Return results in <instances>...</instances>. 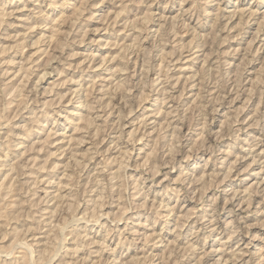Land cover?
<instances>
[{
    "label": "clouds",
    "instance_id": "clouds-1",
    "mask_svg": "<svg viewBox=\"0 0 264 264\" xmlns=\"http://www.w3.org/2000/svg\"><path fill=\"white\" fill-rule=\"evenodd\" d=\"M19 2L23 3L24 0ZM112 2L117 3V0ZM129 3L146 13H152L155 7L163 12L179 10L182 17L191 14L193 19L199 17L195 27H199L205 17L212 19L208 13L209 6L220 8L227 5L223 16L243 22L250 35L257 30L264 33V0H119L118 6L124 9ZM67 4L68 0H51L48 6L62 8ZM94 4L95 0H92L87 5L89 14L94 11ZM153 19L159 23L162 17L156 12ZM141 27L144 25L141 24ZM188 30L191 31V28ZM155 36L154 31H138L134 25H129L123 36L116 30L114 39H137L144 46L130 50L132 55L138 56L140 64L128 60L121 62V67L116 69L109 58L104 65L108 79L98 82L94 95H90L92 90L85 87L90 77L82 82L77 81L76 99L71 107L68 101L72 99V94L61 100L59 91L46 93L43 87L37 85L27 89L28 99L22 103L24 93L14 92L10 87H0V174L19 178L11 199L0 195V264H64L70 256L75 258L76 264H84L77 254V250L81 249L88 256L86 264H93L104 253L110 258L105 264H127L126 257L132 250H142L149 255V264H264V207L261 206L264 200L255 208L246 207L245 199L244 204L238 207L233 204L231 209H227L226 204L213 198V193L207 202L202 203L200 197L204 195L206 180L198 175L201 171H207L209 165H214L220 173L217 178L219 183L225 178L228 164L239 152L240 166L249 169V177L256 169L259 170L255 178L260 183L254 188H259L261 195H264V188L261 187L264 185V79L258 83H253L251 79L260 75L257 69L264 64V56L258 57L255 51L251 53L256 64L246 70L239 87L236 84L239 69L223 63L220 71L214 73L207 83L206 87H215L217 94H228L226 104L237 94L241 97V103L245 97L253 100L245 118L234 124L226 133L227 139L221 142L210 126L216 107L215 96L208 98L205 93L206 99L201 105L194 111L188 110V100L181 102L178 99L175 77H169L157 67L162 42L154 39ZM173 36L174 33H169V43H172ZM220 42L217 41V48ZM174 51L180 54L178 46H174ZM260 51L264 52V48ZM195 53L196 49L193 48L185 55ZM149 55L153 60L150 66L146 63ZM91 60L89 57V63ZM64 61V68L67 69L69 58L64 56ZM100 63L101 58L97 57L96 65ZM195 83L198 85L199 80ZM250 88L254 91L250 92ZM97 97L105 99L98 101ZM149 97L153 116L140 127L138 117H131L130 112ZM109 100H113L112 107L102 110L101 103L107 104ZM203 104L208 107H203ZM161 108L165 111L157 115ZM109 111L113 113L111 119H107ZM144 111L139 115H144ZM168 112L172 115L169 116ZM248 115L251 119L247 118ZM17 116L20 117L18 121ZM84 117H91L92 123H84ZM160 119L168 121L163 134L158 129ZM192 121L195 123H192L189 134L184 129ZM97 126L106 128L104 134L109 136L110 142L119 144V155L115 149L109 154L102 147H96L100 144V140L94 138ZM49 127H59L69 132L76 128L86 129L76 134L88 139L90 143L86 147L92 148L96 160L92 161L90 155L87 161L90 167L86 171L83 166L77 167L73 160L70 171L75 179L71 181L73 188L70 191L78 195L88 209L101 203L109 205L107 210L98 209L100 214L95 219L84 220L79 216L72 217L66 208L62 209L61 216L69 215V220L64 229H56L61 237L60 245L56 248L49 243V233L54 230V220L60 219V216L52 215V209L59 202H54L50 194L46 205L48 211L45 212L40 206L39 196L32 191L34 185L31 181L45 169L41 167L43 161L38 164L29 158L38 153L28 151L33 140L47 135ZM129 128L137 129L134 137H129ZM152 129H157L155 135H149ZM142 135L147 137V141L140 145ZM156 136H161V144L145 159ZM197 136L199 140L193 143V138ZM62 139L68 143L67 135ZM63 146L59 145L61 148ZM51 147L50 142L49 150ZM73 150L85 149L78 142H73L67 155L70 156ZM54 164L55 161L48 165L46 171L52 179L44 184L46 188L51 185L53 192L61 183H69L67 177L61 179L64 167L57 169ZM236 175L241 176L242 173L237 170ZM193 193L196 207L203 211L199 214L189 213L176 220L170 205L173 201L186 203L192 200ZM224 195L229 202L234 199L232 193ZM153 196L156 199L153 200ZM100 197L106 199L101 200ZM112 209L118 211L113 212ZM225 209L227 215L221 218V212ZM18 215L22 218H18ZM145 216L148 217L146 222ZM248 217H252L256 223H248ZM185 228L188 231H184ZM165 232L178 242L169 244ZM69 234L71 241L75 242V250L63 246ZM96 238H99V243ZM157 247L162 249L163 255L151 254L155 253Z\"/></svg>",
    "mask_w": 264,
    "mask_h": 264
},
{
    "label": "rangeland",
    "instance_id": "rangeland-1",
    "mask_svg": "<svg viewBox=\"0 0 264 264\" xmlns=\"http://www.w3.org/2000/svg\"><path fill=\"white\" fill-rule=\"evenodd\" d=\"M51 0H24L23 3H12L10 0H0V87H10L12 90L24 93L21 96V102L27 100V89L33 86L43 87L47 92L53 94L59 91L61 100L67 99L72 94V99L68 101L71 107L72 101L76 99L74 93L77 91L76 82L89 79L85 87L92 91L90 95H94L97 90L98 82L108 79L105 74V63L111 58L112 65L116 69L121 67V62L128 60L140 64L138 56L131 54L133 48H143L137 39H119L113 38L114 32L118 30L123 34L129 25H134L138 31L156 33L154 39L162 42L159 50L158 69L165 72L169 77H175L176 88L179 89L178 99L183 102L188 100L187 109L194 111L201 102L215 96L216 107L213 110V119L211 121L212 131L216 138L221 142L227 139L228 133L234 124L244 119L248 114L249 105L253 102L252 98L245 97L241 103V97L237 94L231 101H228V94L221 92L217 94L215 87H206L207 83L212 80L213 74L220 71L221 64L229 66L235 65L239 71L236 73V84L239 87L241 78L245 76L246 70L251 69L256 60L252 58L251 53L256 52L257 56H264V52L260 49L264 48V33L258 30L249 34L248 27L238 19H228L222 15L227 9V5L220 8L209 6L208 13L212 15V19L207 17L200 21V26L195 27L199 17L192 18L191 14L182 17L179 10L172 12H163L159 8H153L152 13L141 12L135 4L129 3L127 8L121 9L117 3L112 0H95L94 11L89 14L87 5L92 0H68V4L62 8L49 7ZM73 5H75L73 7ZM159 12L162 20L157 23L153 19V15ZM88 17L85 19V17ZM141 24L144 27H141ZM191 28V31L188 29ZM169 33H174L172 43H169ZM222 38V40H221ZM220 40L219 47H216L217 41ZM78 41V42H77ZM201 41L203 44L201 45ZM103 44V46H101ZM200 45V47H198ZM174 46H178L180 54L174 51ZM196 49V53L185 55V53ZM63 54V55H62ZM64 56L69 58L68 68H64ZM89 57L92 58L89 63ZM101 58L100 65H96V58ZM152 56L149 55L146 63L152 64ZM260 75L252 77L253 83H258L264 79V64L258 69ZM150 71V67H149ZM44 79H42V76ZM42 79V80H41ZM199 80V84L195 81ZM122 86V85H121ZM129 91H132L129 89ZM250 92L254 89L250 88ZM105 97H97L98 101H103ZM113 100H109L107 104L101 103V108L109 109L112 107ZM151 98L147 99L140 107L130 112L131 117H138L140 127L151 119L153 113L151 111ZM203 107H208L203 104ZM233 107L235 110L233 111ZM148 109V111H144ZM144 111V115H139ZM164 108L159 110L157 115L163 114ZM171 116L172 113L168 112ZM113 113L108 112L107 119H111ZM251 119V116H247ZM19 116L16 117L18 121ZM83 122L92 123L91 117H84ZM136 121L134 120L133 123ZM11 121L9 126H11ZM153 123H156L153 120ZM192 121L189 127L184 129L185 132L191 134ZM259 123V122H258ZM168 124L167 119H160L158 129L163 134L165 126ZM206 126H209L206 124ZM125 127H128L125 125ZM86 131V129L76 128L72 131H66L59 127H49L47 135L33 140L29 147V152L38 153L29 157L36 163H40L45 169L38 177L31 181L34 185L32 191L37 192L39 196L40 206L45 212L48 211L47 202L51 194L53 201H58L52 209L53 217L60 216L59 220H54V230L49 233V243L53 248L60 245L61 237L57 235L56 229H64V225L72 217L79 216L81 220L95 219L101 211L107 210L109 205L106 203L98 204L96 207L88 209L84 202L79 199L70 189L73 188L71 183L75 179V175L70 171L73 160L76 161L77 167L83 166L85 171L90 164L87 163L90 155L92 161L96 160V156L92 154V148L86 147L89 141L86 137L77 135L76 133ZM107 131L103 126H97L94 138L100 140V144L96 147H102L105 153H112L115 149L117 154L120 153V146L115 141L110 142ZM137 129L129 128V137H134ZM157 129H152L149 135H155ZM68 136V143L62 139ZM199 140V136L193 138V143ZM147 141L146 136H140L139 144L143 145ZM51 142V150H49ZM73 142H78L84 151L73 150L69 156L68 151L72 148ZM161 144V136H156L152 141V149L145 156V159L152 154L153 150H157ZM59 145H64L62 148ZM57 156L59 159L57 160ZM83 157V159H80ZM121 160L122 156L119 157ZM116 159V157H111ZM240 153L237 152L236 157L231 160L227 166L225 178L217 183L220 173L214 165H209L207 171H201L198 175L206 180L204 187V195L200 197L202 203L207 202L208 198L213 196L215 200L227 205V209H231L235 204L237 207L244 204L247 200L246 207L255 208L264 195H261L259 188L254 185L259 184L260 180L255 177L259 174L256 169L253 176L249 177L247 167L241 168ZM55 161L54 167L59 169L64 167L65 171L61 179L68 178L69 183H61L53 192L51 185L45 187V181H51L46 171L49 164ZM27 166L25 165V168ZM239 170L242 175H236ZM83 175V173H81ZM235 176L236 179H232ZM9 175L0 174V195H6L11 199V195L16 190L17 180ZM264 188V185H261ZM42 189V191H41ZM225 193H232L234 199L230 202ZM105 200V197H100ZM152 199H156L155 196ZM264 207V205H261ZM173 208L175 219L188 216L189 213L199 214L202 208L196 207L195 193L193 199L183 203L173 201L170 205ZM67 209L69 215L61 216V210ZM227 209L221 212V218L227 215ZM113 212L118 210L112 209ZM23 212V209L21 210ZM131 215V213H128ZM18 218H22L18 215ZM145 216L144 220L147 221ZM248 223L253 224L256 221L252 217H248ZM184 231H188L187 228ZM80 235H91V233H81ZM169 244H176L178 241L169 233L165 232ZM99 243V238H96ZM63 246L70 250H75V242L69 238L64 239ZM151 253V250H150ZM77 254L81 261L86 264L88 256L84 250H77ZM153 255H163L161 248L157 247ZM149 255L142 250H132L128 253L127 264H149ZM109 258L107 253L101 255L93 261V264H105ZM64 264H76L73 257H69Z\"/></svg>",
    "mask_w": 264,
    "mask_h": 264
},
{
    "label": "bare ground",
    "instance_id": "bare-ground-1",
    "mask_svg": "<svg viewBox=\"0 0 264 264\" xmlns=\"http://www.w3.org/2000/svg\"><path fill=\"white\" fill-rule=\"evenodd\" d=\"M45 75H46V73H44V75L42 76V79H44V76H45ZM42 79H41V80H42Z\"/></svg>",
    "mask_w": 264,
    "mask_h": 264
}]
</instances>
